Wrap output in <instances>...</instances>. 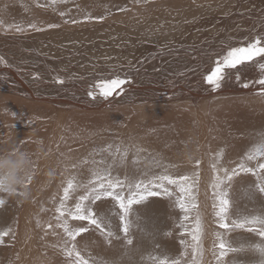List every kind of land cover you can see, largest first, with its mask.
Segmentation results:
<instances>
[{"label": "bare ground", "instance_id": "6f19581e", "mask_svg": "<svg viewBox=\"0 0 264 264\" xmlns=\"http://www.w3.org/2000/svg\"><path fill=\"white\" fill-rule=\"evenodd\" d=\"M4 9L0 159L24 154L26 174L14 192L0 190V264H147L130 226H143L141 237L160 227L168 262L220 264L217 243L238 249L223 224L250 215L262 221L240 226L264 230V195L253 200L250 188L264 185V87L254 83L264 57L225 68L218 90L206 80L231 49L264 38V0H2ZM1 48L17 64L3 66ZM117 78L123 92L105 99L102 86ZM101 184L119 199L92 197ZM156 185L165 188L149 196ZM22 192L24 208L10 211L7 196ZM39 198L47 209L34 219ZM175 199L190 216L187 237L162 227L177 217ZM73 204L101 231L80 226L76 239ZM179 238L192 242L190 257Z\"/></svg>", "mask_w": 264, "mask_h": 264}, {"label": "rangeland", "instance_id": "374dc122", "mask_svg": "<svg viewBox=\"0 0 264 264\" xmlns=\"http://www.w3.org/2000/svg\"><path fill=\"white\" fill-rule=\"evenodd\" d=\"M1 1L2 0H0V2ZM19 1L22 2V3L25 2V1L27 3H28V1H29V3L33 2V0H19ZM5 12H6V9H4L3 13L0 14V22H3L4 20L8 19V16L6 15ZM2 19H3V21H2ZM1 49L3 51H5L3 48H1ZM1 61L3 63V66H5V67H10L14 63L17 64L12 58H9V56L7 55V52H6V54H2L1 55ZM12 117L17 122L20 121V119H18L17 117H15V116H12ZM255 182L256 183H254V184L250 183V188L254 187L253 191L255 193V196L252 198L253 200H254L255 197H260L259 195H264V185L261 184L262 183L261 180H260V183H258L257 181H255ZM155 188L157 189L156 192L159 193L160 190H163L165 187H164V185H156ZM27 195H28L27 193L24 194L22 192L20 194H16V195L12 196L11 198H9L7 196L8 200H9V203H8L9 210L12 211V212L21 211L24 208V206H25L24 205V202H25L24 197L27 196ZM73 198L76 199L78 197L74 196ZM1 199L5 200V198H1ZM176 200L177 199H175V203H176L175 207H176L177 210L174 211L173 213L176 212L177 217L173 218V219H170V220H172V222L170 224L167 223V224H165V226H162V227H168V225H169V227L171 228L172 231L176 232L177 234L179 233L180 237L183 238V237H187V231L186 230H187V226L189 225V222H190V216L187 215V213L184 212V210L182 208H180L181 207L180 206V201L177 200L178 201V203H177ZM21 201H23V202H21ZM38 201L39 202H35L36 205L35 204L33 205L34 206V214H33L34 219H37V216H42L44 214V211L47 209V208H45L46 205L45 204L43 205V203H41V201H43V200H41L39 198ZM71 202H73V200ZM173 203H174V201H173ZM80 204H83V203L80 201ZM0 205H1L0 207L2 208L3 207L2 205H5V204H0ZM39 206H40V208H38ZM214 206H216V204H215V201L213 200V208H214ZM17 208H18V210H17ZM75 208L77 209V204L71 205L70 208L68 207L69 214L68 213H66V214L67 215H71L70 217H72L69 220V222H70V224L72 223L71 225L73 227L71 228V231H72L71 233L75 235L76 239H77V237L79 235L78 228H80V226H81V228H83L84 226H85V228H93V227H95L96 229L98 228V230L101 231V224H99V222L97 221V220H99V217H97V218L94 217V219H97L96 221H97V226L98 227L95 226L94 224L89 223L88 221H80V220L74 219L73 216H74V214L76 212ZM84 210H85V208H84ZM14 216H15V214H14ZM165 216H163V217H165ZM228 216H229V220L230 219L233 220L234 216L241 218V214H239V213H236L234 216L229 213ZM151 217H153V216H151ZM212 217H213L212 219H213V221L215 223L216 222L220 223V221H226V219L221 218L222 217V213H220V212L219 213L216 212V211H214V213L212 212ZM10 218L11 217H9V220H11ZM1 219H2V223L4 225L6 218L2 217ZM12 219H13V217H12ZM50 219H51V217H50ZM60 219L62 221V217H60ZM184 219L186 220V222H185ZM255 221H262V219L260 217H258V218L257 217L250 218V215H249V219L248 220L242 219V222H240L238 224V226L234 224V221H231L228 224L227 228H225V227L222 228L224 230L225 234H227L226 240L231 241V243L235 242V245L238 246V249L233 248V245H231L232 247L227 245L228 247L221 248L220 247L221 244L217 243V247L214 249V251L212 250L211 253H213L214 256L218 255L217 256V258H219V259H217L218 263H220V259H221L222 263H220V264H248V263L249 264H260V263L264 264V235L261 234L264 230L261 229L259 231V226H255V227L248 228V229L247 228L243 229L244 227L240 226V225H243V223H245V222H248V223L252 222V224H254ZM121 222H119L118 228H119L121 234H124V235H122V237H125V234L128 235L129 231L131 232L130 234H135L134 235L135 247H139V252L141 253V257L143 256V261L146 259L147 264H162L163 262H166V261H167L168 264L172 263V262H168V261L170 259H173V258H171L172 257L171 255H173V254L168 251V247L167 246H168L169 243H168V241H164V239L162 237L163 236V234H162L163 230L161 231L160 227H158V229L157 228L153 229V232L150 231V233H152V234L148 233L145 236H142L143 237L142 238L141 234H142V232H144V227L143 226H141L142 230L140 228H138V227L130 226L131 230H129L127 232L126 231V229H127L126 226L127 225L123 221H121ZM80 223H83L84 226L83 225H79ZM127 224L130 225V223H127ZM220 224H222V223H220ZM183 225L184 226L187 225V226H185L186 227L185 230H184V226ZM61 226L67 228V227H69V223L66 222L64 224H61ZM7 228H9V227L6 225L5 229H7ZM240 230H242V231L240 232ZM180 231H183V232L180 233ZM242 232H245L246 234L242 235L241 234ZM68 237H69V240H70L69 234H68ZM144 237L146 239H147V237H150L151 240L154 239V241H148V240L145 241ZM202 237H204V236H202ZM213 239H214V237H213ZM69 240H67V241H69ZM179 241H180L181 245L186 249L184 251V254L187 257L190 254H192L191 253L193 251L192 242H190L188 244L187 239H184V240L180 239ZM215 243H216V241H215ZM223 243H224V241H223ZM54 244L57 245V246H60L62 244V242L59 241V240H56V241H54ZM245 244L248 245L247 248L245 247L247 250L242 248V246L244 247ZM214 245H216V244H214ZM43 246H45L48 249L50 248L48 245H45V244H43ZM183 247H182V250H183ZM142 248L146 249L143 253L141 252ZM187 250H188V252H187ZM136 251L138 252V250H136ZM151 255H155L156 257H153ZM176 258L179 259L178 256ZM76 260H77V258H76ZM179 260L184 261L185 262L184 264H186V263L187 264H189V263L193 264V262H186L185 261L186 257L185 258L180 257ZM68 261L73 263V261L71 259L68 260ZM77 261H79V260H77ZM160 261H163V262H160ZM199 262H200L199 258H197L195 264H197ZM174 263L176 264L177 262H173L172 264H174ZM75 264H80V263H75ZM116 264H117V262H116ZM178 264H181V262H178Z\"/></svg>", "mask_w": 264, "mask_h": 264}, {"label": "snow or ice", "instance_id": "6c2138e0", "mask_svg": "<svg viewBox=\"0 0 264 264\" xmlns=\"http://www.w3.org/2000/svg\"><path fill=\"white\" fill-rule=\"evenodd\" d=\"M262 39L264 38H257L248 46L231 49L225 57H223L221 60L217 62L215 70L206 77L207 83L209 85H212L214 89L218 90L223 86L224 82L228 78L226 73L224 72L225 68L235 69L237 65L244 64L245 62H251L256 57H264V43H262ZM261 67H264V65H261ZM60 83H63V81H60ZM126 83H128V81L119 78L108 81L106 82V89L105 87L102 86V90L100 94L105 99L113 95V93L116 92L117 89H119L118 94H120L123 92L122 86ZM254 83L264 87V77L257 79L256 81H254ZM243 86L249 87L247 83L243 84ZM261 169L264 170V165H261ZM0 187H2V184H0ZM100 188L103 189V191L93 188L90 195L92 197H97V198L103 196H109L119 199V197L116 196V194L110 190L111 185L105 187L104 184H101ZM65 195L67 197V193ZM148 195L158 196L160 195V193L150 192L148 193ZM84 199H87V197H85ZM141 199H143V197H141ZM135 202H136L135 200H130L126 204L123 200H120V206L122 209H127V207H129L132 203ZM82 213H83V209L78 205L73 218L80 221H88L91 224H95L94 219H91L89 216H86ZM223 227L227 228L228 225L224 224ZM80 231L85 232L87 231V229L81 228ZM261 234L264 235V233ZM220 247L224 248L225 246L221 244Z\"/></svg>", "mask_w": 264, "mask_h": 264}, {"label": "clouds", "instance_id": "9594fccd", "mask_svg": "<svg viewBox=\"0 0 264 264\" xmlns=\"http://www.w3.org/2000/svg\"><path fill=\"white\" fill-rule=\"evenodd\" d=\"M15 159L12 156L0 159V190L14 192L16 186L24 181L26 168L24 161L26 157L22 153H16Z\"/></svg>", "mask_w": 264, "mask_h": 264}]
</instances>
